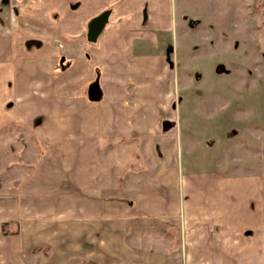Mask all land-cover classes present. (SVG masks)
Returning a JSON list of instances; mask_svg holds the SVG:
<instances>
[{
    "label": "crops",
    "instance_id": "0c3cea01",
    "mask_svg": "<svg viewBox=\"0 0 264 264\" xmlns=\"http://www.w3.org/2000/svg\"><path fill=\"white\" fill-rule=\"evenodd\" d=\"M169 1L0 0V140L25 134L39 150L15 188L0 187V264H264V97L243 129L254 149L238 143L231 167L180 179ZM115 140L142 149L125 178L105 174Z\"/></svg>",
    "mask_w": 264,
    "mask_h": 264
},
{
    "label": "rangeland",
    "instance_id": "374dc122",
    "mask_svg": "<svg viewBox=\"0 0 264 264\" xmlns=\"http://www.w3.org/2000/svg\"><path fill=\"white\" fill-rule=\"evenodd\" d=\"M258 2L175 0L176 26L168 57L176 74L171 87L177 101L169 137L176 140L181 180L239 162L243 156L238 143L246 141L254 149L248 142L252 135L243 129L259 124L256 99L264 97V53L255 48ZM115 142L116 148L107 150L108 157L115 154L114 163L105 174L112 171V178H125L132 152L139 155L142 149L128 150L127 144ZM36 151L25 134L0 140L1 188H15L30 173Z\"/></svg>",
    "mask_w": 264,
    "mask_h": 264
},
{
    "label": "water",
    "instance_id": "95a60500",
    "mask_svg": "<svg viewBox=\"0 0 264 264\" xmlns=\"http://www.w3.org/2000/svg\"><path fill=\"white\" fill-rule=\"evenodd\" d=\"M110 15L111 12H106L91 22L88 34L89 42L96 43L98 41V38L108 24ZM88 96L89 100L93 103H100L103 100L104 93L100 84V76L90 85Z\"/></svg>",
    "mask_w": 264,
    "mask_h": 264
},
{
    "label": "trees",
    "instance_id": "16d2710c",
    "mask_svg": "<svg viewBox=\"0 0 264 264\" xmlns=\"http://www.w3.org/2000/svg\"><path fill=\"white\" fill-rule=\"evenodd\" d=\"M10 227H11V224H5V225H3V229H4V234L6 235V236H10L11 234H13L12 232H10ZM18 232H15V234H17Z\"/></svg>",
    "mask_w": 264,
    "mask_h": 264
}]
</instances>
